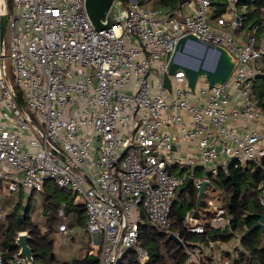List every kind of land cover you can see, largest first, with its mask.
<instances>
[{
	"label": "built area",
	"instance_id": "obj_1",
	"mask_svg": "<svg viewBox=\"0 0 264 264\" xmlns=\"http://www.w3.org/2000/svg\"><path fill=\"white\" fill-rule=\"evenodd\" d=\"M120 1L125 21L95 28L84 0H0V239L8 229L2 197L21 195L24 204L52 180L84 206L85 229L97 236V250L89 251L97 264H118L129 249L136 264H146L140 224L179 236L171 229V201L189 176L198 189L220 171L264 169V107L253 91L264 76V33L255 24L244 37L246 4L240 10L239 0H227L216 16L213 0H188L177 14L150 0ZM188 32L237 59L224 84L197 83L192 93L179 70L169 75L170 89L163 87L166 54ZM170 125L182 139L196 140L178 159L179 173L169 169L175 160ZM196 166L209 175L196 178ZM257 189L264 208V181ZM213 207L212 225L228 226L225 208ZM183 226L204 231L193 210ZM217 244H184V264H203L202 251ZM212 260L229 264L219 245ZM0 264L27 259L18 247L9 252L0 245Z\"/></svg>",
	"mask_w": 264,
	"mask_h": 264
},
{
	"label": "trees",
	"instance_id": "obj_2",
	"mask_svg": "<svg viewBox=\"0 0 264 264\" xmlns=\"http://www.w3.org/2000/svg\"><path fill=\"white\" fill-rule=\"evenodd\" d=\"M150 1L154 7H161L171 14H177L182 7L179 0ZM226 2L227 0L212 1L214 8L212 10L216 16L224 12ZM239 4H246L243 24L245 33H250L255 24H257V33H264V0H239ZM258 78H261V83L256 88L254 87L253 91L260 105L264 107V76H259ZM198 167L196 166L193 172ZM210 181L212 183L210 188L220 191L218 202L225 208L226 214L230 216L228 226L212 225L213 210H204L203 214H200L204 231L202 233H193L186 230L183 226L184 215L186 212L194 210L198 189L193 184L188 185L186 188L183 187L184 184H181L179 185L178 195L184 199L176 207L174 202L171 201L169 216L171 229L179 233L185 246H190L191 243L195 242L207 245V240L209 239L217 243L228 242L238 236V246L236 245L233 250L229 251L230 253L226 251L229 256V264H264V228L258 227L245 233L259 219V215L263 210V206L259 201L257 186L264 181V169H256L248 164L244 167L230 168L227 172L220 171L216 176L210 177ZM47 182H44L40 198L42 209L45 214H48V224L54 223L56 211L64 203V210L66 211V216H68V225L84 229V245L79 247L78 250L84 249L88 251L91 240L85 230L84 206L74 201L75 196L70 189L58 187L53 181V191L47 192ZM58 191H64V193L60 195ZM204 203L206 201L201 199L200 204ZM22 208L19 207L17 202L14 210L7 216L9 218L8 229L4 237H2L0 245L7 247L9 252H14L17 248L15 245L16 230L27 228L30 235L29 245L33 252V264H36L37 261L40 264H97V256L90 253L75 258L71 262H68V260L62 261L55 254L51 256L53 240L47 238L46 234L40 231L38 225L30 220L28 213L29 204L23 213L20 212ZM18 216H22L20 225L17 224ZM167 236L165 232L159 230L148 221L140 224L138 239L148 255L146 264L185 263L187 257L185 247H181L176 241ZM213 250H216V248ZM212 254V250L202 251V263L214 264L212 262ZM137 261L134 249H129L118 264H136Z\"/></svg>",
	"mask_w": 264,
	"mask_h": 264
},
{
	"label": "water",
	"instance_id": "obj_3",
	"mask_svg": "<svg viewBox=\"0 0 264 264\" xmlns=\"http://www.w3.org/2000/svg\"><path fill=\"white\" fill-rule=\"evenodd\" d=\"M188 0H179L182 5ZM84 9L88 16L91 25L95 28H101L125 21L126 7L120 0H84ZM5 16H2L1 26L3 28ZM188 44H192L200 48V53L194 54L187 50ZM188 55L192 61L181 59L179 54ZM166 70L162 75V85L165 89H170L169 75H174L177 71H182L184 74L187 87L192 93L196 91V86L199 79L205 81L207 89L215 85L224 84L231 75L236 66L237 59L223 45L202 40L193 32L183 34L178 38V41L171 52L166 54ZM205 175H209V170H204ZM193 177L189 176L183 187L186 188L192 184ZM212 183L209 179H202L196 195L195 208L193 214L195 217L199 215V207L204 193L205 187ZM22 216L17 217V224H21ZM264 224V208L259 215V219L246 230L245 233L260 227L263 229ZM168 238L176 241L181 247L184 243L181 238L174 232H170ZM30 235L27 231L17 232L15 236V245L19 248V254L24 255L27 259V264H33V252L29 245ZM52 256V253H51Z\"/></svg>",
	"mask_w": 264,
	"mask_h": 264
},
{
	"label": "rangeland",
	"instance_id": "obj_4",
	"mask_svg": "<svg viewBox=\"0 0 264 264\" xmlns=\"http://www.w3.org/2000/svg\"><path fill=\"white\" fill-rule=\"evenodd\" d=\"M241 8H243V4H238V9L241 10ZM182 9L185 12L187 10V4H184L181 7L180 11H182ZM212 9H214L213 6L211 8V11H213ZM188 45H189V48L187 50H189L190 52L194 54L200 53L199 52L200 48L192 44H188ZM179 57L187 61H192V59L188 55H185L183 53H180ZM204 82L205 81L203 79H199L198 81L199 85L204 84ZM260 83H261V78L256 79L254 82V87L256 88V86ZM185 170L190 171V173H192L193 167H188ZM193 174L196 178H200L204 174V169L201 166H199L198 169H196ZM211 177H214V176H211ZM53 188H54V183L52 182V180H48L46 191L52 192ZM179 190H180V186L176 188L175 195L172 198V202H174L175 207L178 206L180 202L184 199V198L182 199L181 196L178 195ZM58 193L61 195L64 193V191H58ZM219 193L220 191L216 189H211L209 185L205 187L204 193L202 195V200L206 201L207 204L206 203L200 204L199 214H203L204 210L212 211L214 208L213 206L218 205L216 194L219 196ZM39 200H41V198L37 199L35 194H32L28 202L30 206L28 213L30 215V220L33 223L38 225L40 231L46 234L47 238H51L53 240V249L51 252L52 255L54 254L60 255L64 260H68V262H71L73 259L77 258L78 254L86 253L87 251L84 252L85 250L83 251V249L81 251H78V253L75 252V250L78 248L79 243H82L84 241V236H83L84 229L76 228V227L72 228L68 225L67 223L68 216H66V213H65L66 211L64 210L63 204H61L60 207L56 211L54 223L52 224L50 223L49 225L48 224V214L44 213L42 209V203L40 207ZM35 201L37 202L35 203ZM199 219H200V216H199ZM60 223H63V225L65 224L66 226V230L63 232H60L59 230ZM21 229L23 228H20L17 230H21ZM96 237L97 236L94 234H90V237H89L91 240L89 248L92 249L93 252L97 250V247L95 245V242L97 240ZM238 238L239 237L237 236V238L229 240L228 242H221L219 243V246H221L222 249H225L224 250L225 253L226 251L229 252L233 250L238 244ZM1 241H2V238L0 239V242ZM82 244L84 245V243ZM36 264H40V262L37 261Z\"/></svg>",
	"mask_w": 264,
	"mask_h": 264
},
{
	"label": "crops",
	"instance_id": "obj_5",
	"mask_svg": "<svg viewBox=\"0 0 264 264\" xmlns=\"http://www.w3.org/2000/svg\"><path fill=\"white\" fill-rule=\"evenodd\" d=\"M243 33H244V37L246 36V34L247 33H245V29L243 30ZM193 99H195V98H193ZM183 115L185 116V118H187L188 117V115L186 114V113H183ZM167 128L173 133V134H175V139H174V143H173V145H172V149H173V156H174V158H175V160H174V163H172V164H170V166H169V169L171 170V171H173V172H175V173H179V172H181L182 170H183V167H180V165H179V162H178V159H180L181 161H183L186 157H187V155H189V153H190V151L195 147V145H196V140H185V139H182L179 135H178V132H177V130H176V126H172V125H170V126H167ZM32 194H34V193H32ZM32 195H28L27 197H26V199H25V203L24 204H22L23 202H22V198H21V195H18V196H12V197H9V198H6V197H2V199H3V204L5 205V207H6V210H7V216L14 210V207H15V204L18 202V203H20L19 204V207L20 208H22L23 206V208H22V211H20V212H24L25 211V209H26V206L28 205V202H29V199H30V197H31ZM35 196H36V198L38 199H40V193L39 194H35ZM40 202H39V204H40V207H41V200H39ZM74 201L76 202V203H78L79 205H82L81 204V202L80 201H78V200H76L75 198H74ZM37 201H35V203H36ZM30 209V208H29ZM30 216V215H29ZM198 216H200V214L198 215ZM9 219V218H8ZM200 219H201V216H200ZM0 225H1V222H0ZM73 228V227H72ZM72 228H71V230H72ZM86 230V229H85ZM60 232H62V231H60ZM89 234V233H88ZM89 236H90V234H89ZM238 241H239V238H238ZM82 243H84V242H82ZM82 243H79V245H78V248L79 247H81L83 244ZM237 244V243H236ZM238 244H239V242H238ZM237 244V245H238ZM218 245H219V243H218ZM218 245H217V247H215L216 248V250H213V253L214 252H217V250H218ZM77 248V249H78ZM75 250V252H77L78 253V251L79 250ZM91 249H89L87 252L86 251H84V249H83V251L84 252H86L87 254H89V251H90ZM222 250H225V249H222ZM86 253H82L83 255L84 254H86ZM82 254H78L77 255V258L80 256H82ZM223 254H225V255H227L224 251H223ZM59 258H60V260H64L60 255H57ZM229 257V256H228Z\"/></svg>",
	"mask_w": 264,
	"mask_h": 264
}]
</instances>
